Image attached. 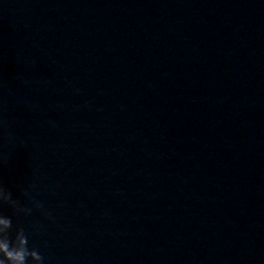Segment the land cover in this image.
Instances as JSON below:
<instances>
[{"label": "water", "instance_id": "obj_1", "mask_svg": "<svg viewBox=\"0 0 264 264\" xmlns=\"http://www.w3.org/2000/svg\"><path fill=\"white\" fill-rule=\"evenodd\" d=\"M0 182L44 264H264V0H0Z\"/></svg>", "mask_w": 264, "mask_h": 264}, {"label": "clouds", "instance_id": "obj_2", "mask_svg": "<svg viewBox=\"0 0 264 264\" xmlns=\"http://www.w3.org/2000/svg\"><path fill=\"white\" fill-rule=\"evenodd\" d=\"M5 204L17 213L27 215L32 212L31 207L14 199L3 182H0V208ZM37 207H42V205L37 204ZM0 264H44L41 253L28 246L25 229L19 226L14 228L12 217L5 215L3 211H0Z\"/></svg>", "mask_w": 264, "mask_h": 264}]
</instances>
